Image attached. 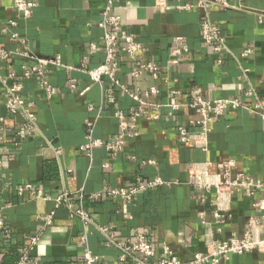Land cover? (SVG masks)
<instances>
[{
	"label": "crops",
	"instance_id": "1",
	"mask_svg": "<svg viewBox=\"0 0 264 264\" xmlns=\"http://www.w3.org/2000/svg\"><path fill=\"white\" fill-rule=\"evenodd\" d=\"M28 1L36 5L31 18L16 20L12 31L26 40L36 57H59L67 68H50L46 77L50 98L38 88L36 78L17 79L23 87L21 96L32 103L36 118L33 135L20 142L14 131L22 118L7 113L5 95L0 94V220L4 223L0 264H17L21 249L35 236L38 242L31 256L39 264H81L85 249L81 237L102 263L115 264L118 250L105 246L100 227L108 228L116 239L142 234L163 242L181 259L203 252L198 212L205 210V220L212 223L211 211L198 205L196 193L186 184L188 165L208 162L212 173L217 163L231 160L235 171L264 184V0H234L230 7L208 10L196 7L197 0H113L112 12L120 18L123 32L145 48L134 60L118 54L115 79L129 92L141 93L142 107L160 116L155 121L139 119L136 135L127 138L114 157L103 146L89 154L80 150L86 143V122L93 124L92 138L107 144L119 134L120 115L127 117L137 105L108 79L92 84L80 71L82 66L90 69L104 63L102 30L97 23L106 0ZM13 16L12 0H0V29ZM205 20L218 27L224 39L219 54L201 41ZM175 37L183 38L189 51L178 65H170ZM0 46L12 50L15 44L0 33ZM246 50L252 54L242 57ZM148 61L159 65L158 79L147 73L131 76L133 68ZM24 64L17 57L0 61V77L11 72L19 75ZM69 80L76 81L77 90L68 88ZM152 87L158 94L145 97ZM194 87L201 89L205 100L237 99L249 108L259 105V113L226 111L208 128L206 152L193 143H181V130L202 131L191 124L199 120L188 106ZM83 89L87 91L80 96ZM249 89L254 95L246 97ZM171 91L176 94L170 96ZM169 105L178 109L170 112ZM146 161L153 164H143ZM156 180L161 184L130 200L108 195ZM37 193L46 199L34 198ZM63 195L70 201L56 207V199ZM263 196L264 188L251 198L233 197L232 219L217 237L241 234L246 219L259 215L252 203ZM77 209L87 213L90 223L70 217V210ZM50 213L52 224L44 226ZM223 264L264 262L258 255L245 254Z\"/></svg>",
	"mask_w": 264,
	"mask_h": 264
},
{
	"label": "built area",
	"instance_id": "2",
	"mask_svg": "<svg viewBox=\"0 0 264 264\" xmlns=\"http://www.w3.org/2000/svg\"><path fill=\"white\" fill-rule=\"evenodd\" d=\"M234 0H197L196 7L208 10L212 7H230ZM35 4L28 0H12L13 18L0 29L1 35L15 44L14 49L5 50L0 46V61H9L12 57L21 58L25 64L21 66L19 75L11 72L6 77H0V94L5 95V109L9 115H20L22 123L14 131L18 142L31 137L36 129V118L32 112V103L21 96L22 84L17 79L29 80L36 78L38 88L47 98L52 96V89L47 81V74L52 67H63L59 57L39 58L36 57L28 47L26 40L15 31L16 20H28L31 18ZM185 6L184 9H190ZM113 0H106L101 11V20L97 26L102 30V50L105 55L104 63L95 68L81 67L80 71L86 74L92 84L100 83L102 78L108 79L113 86H119L136 103L127 117L120 115L119 134L110 143L103 144L100 140L92 138L93 124L86 122V143L80 150L89 154L93 148L104 147L110 157L116 156L123 150L127 138L136 135L135 128L139 119L155 121L159 115H150L142 107L141 93H131L122 87L115 79V71L118 67L117 56L124 53L130 60H134L139 53H144L145 48L136 42L132 35L125 34L122 29L121 20L113 12ZM201 41L207 45L211 52L219 54L224 49V39L218 27L212 25L208 20L201 23ZM188 46L181 37H175L173 45L169 50L170 65H178L180 57L188 54ZM252 54V50L244 51L241 56L246 57ZM220 64V61H217ZM159 65L153 61L140 64L131 70L132 77H138L143 73L149 74L153 79H158ZM68 88L71 91L77 90V83L74 80L68 81ZM87 89H83L78 94L82 96ZM158 90L154 87L144 93L145 97L155 96ZM175 91L170 92V96L175 95ZM251 89L245 92L246 97L253 96ZM189 108L199 117L196 122H191L201 127L200 134H192L185 130L179 133L181 143H193L195 147L206 152L209 149L206 133L209 126L220 120L226 111L246 109L252 113H259V105L253 108L246 107L244 103L237 99H214L205 100L200 88L194 87L191 91ZM178 106L169 105V111H176ZM264 118V115H262ZM3 137L0 133V142ZM143 164H153L152 161ZM108 165L105 164L104 167ZM211 165L208 162L191 163L186 168L187 185L196 193L195 199L200 207H208L211 211L212 223L205 220V210H199L198 218L203 228L204 251L194 253L188 259L179 258L174 251L165 243H156L147 239L142 234H135L126 239H116L112 232L106 227H100L99 231L105 238L106 247H114L118 250L115 264H223L233 256L255 254L262 256L264 262V196L252 203V208L259 212L257 216H249L243 227L241 234L231 233L227 238L217 237L222 232L223 226L232 219L231 200L236 195L253 197L258 191L264 188V184L255 181L251 177L235 171L234 161L217 163L214 172L209 171ZM161 184V181H152L142 184L127 191H112L109 196H116L121 200H130L136 193ZM29 188L28 186L26 187ZM34 198L46 199L37 193ZM70 198L63 195L56 199V207L62 203H68ZM71 218H78L83 224L90 223V219L82 209L70 210ZM53 220V213L44 218V226H50ZM4 228V223L0 220V231ZM38 242V237L30 238L21 249L17 264H39L32 256V250ZM80 244L85 248L82 253L81 264H104L98 256L92 255L86 246L84 237L79 239Z\"/></svg>",
	"mask_w": 264,
	"mask_h": 264
},
{
	"label": "water",
	"instance_id": "3",
	"mask_svg": "<svg viewBox=\"0 0 264 264\" xmlns=\"http://www.w3.org/2000/svg\"><path fill=\"white\" fill-rule=\"evenodd\" d=\"M260 259H261V261H263V258H262V256H260Z\"/></svg>",
	"mask_w": 264,
	"mask_h": 264
}]
</instances>
